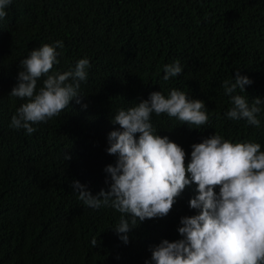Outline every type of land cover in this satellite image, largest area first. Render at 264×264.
Returning a JSON list of instances; mask_svg holds the SVG:
<instances>
[{"label": "trees", "instance_id": "obj_1", "mask_svg": "<svg viewBox=\"0 0 264 264\" xmlns=\"http://www.w3.org/2000/svg\"><path fill=\"white\" fill-rule=\"evenodd\" d=\"M6 12L0 21V264H154L155 246L181 238V218L198 211L189 206L195 184L167 216L132 228L127 244L114 230L121 213L84 206L71 187L79 181L93 195L109 189L104 169L116 157L106 151L108 136L119 129L112 116L152 92L168 96L177 89L205 102L209 124L199 129L167 114L152 116L158 134L181 145L189 161L192 145L215 133L264 150V105L259 128L230 120L223 89L239 72L253 83L234 94L250 104L264 99V0H12ZM56 41L64 46H57L53 73L89 60L81 103L73 99L30 135L10 128L26 102L9 96L20 60ZM177 60L183 72L165 81L164 65Z\"/></svg>", "mask_w": 264, "mask_h": 264}, {"label": "clouds", "instance_id": "obj_2", "mask_svg": "<svg viewBox=\"0 0 264 264\" xmlns=\"http://www.w3.org/2000/svg\"><path fill=\"white\" fill-rule=\"evenodd\" d=\"M12 0H0V21L7 16ZM57 46L44 44L20 60L17 84L9 96L26 100L11 117L9 127L34 133V125L59 117L73 99L81 103V82L88 77L87 58L74 70L53 73L59 64ZM179 60L164 65L165 81L183 72ZM42 85L38 88V82ZM252 79L237 72L232 81L223 82L224 94L232 107L230 120H245L259 128L264 99L251 104L237 89L246 91ZM86 108L87 105H84ZM167 114L180 124L202 128L209 124L205 102L172 89L168 96L152 92L127 110L112 116L119 129L109 133V155L114 164L104 171L109 189L93 195L79 181L71 185L83 205L92 209L111 207L121 213L114 227L122 242H129L132 228L148 219L167 216L186 187L195 184L197 195L190 207L197 214L180 220V239L162 240L152 249L154 264H264V150L258 142H232L219 134L192 145L191 159L185 149L168 136L158 134L152 116ZM137 134H139L137 136ZM66 160L71 159L69 154ZM219 189V191H217ZM94 247L98 241H91Z\"/></svg>", "mask_w": 264, "mask_h": 264}, {"label": "bare ground", "instance_id": "obj_3", "mask_svg": "<svg viewBox=\"0 0 264 264\" xmlns=\"http://www.w3.org/2000/svg\"><path fill=\"white\" fill-rule=\"evenodd\" d=\"M225 97H226V96H225ZM222 99H223V98H222ZM215 100H216V99H215ZM215 100H214V101H215ZM217 101H218V100H217ZM220 101H221V100H220ZM225 102H226V101H225ZM218 107H219V106H218ZM212 108H214V107H212ZM214 125H215V124H214ZM185 126H186V125H185ZM211 126H212V125H211ZM216 126H218V125H216ZM219 126H220V125H219ZM219 126H218V127H219ZM218 127H217V129H219ZM220 127H221V126H220ZM185 128H186V127H185ZM180 129H182V128H180ZM191 129H192V128H191ZM204 130H205V129H204ZM213 130H215V129H213ZM192 131H193V130H192ZM215 131H216V130H215ZM203 132H204V131H203ZM201 133H202V132H201ZM220 133H221V132H220ZM222 133H224V132H222ZM204 134H205V133H204ZM208 134H209V133H208ZM191 135H192V134H191ZM203 137H204V136H203ZM181 138H182V137H181ZM199 139H200V138H199ZM203 139H204V138H203ZM195 140H196V139H195ZM189 141H190V140H189ZM199 141H200V140H199ZM184 144H185V143H184ZM189 144H190V143H189ZM104 173H105V172H104ZM105 174H106V173H105ZM105 178H106V177H105ZM188 189H189V188H188ZM218 191H219V190H218ZM185 195H186V194H185ZM188 195H189V194H188ZM179 198H180V196H179ZM183 199H184V198H183ZM191 199H192V198H191ZM184 201H185V199H184ZM188 201H189V200H188ZM179 204H180V203H179ZM189 206H190V205H189ZM180 209H181V208H180ZM180 209H179V210H180ZM185 209H186V208H185ZM191 209H192V208H191ZM173 210H174V209H173ZM133 231H134V230H133ZM135 235H136V234H135ZM133 236H134V235H133ZM136 238H137V237H136ZM135 240H136V239H135Z\"/></svg>", "mask_w": 264, "mask_h": 264}]
</instances>
